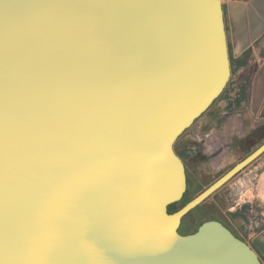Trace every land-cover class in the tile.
<instances>
[{
	"label": "water",
	"instance_id": "water-1",
	"mask_svg": "<svg viewBox=\"0 0 264 264\" xmlns=\"http://www.w3.org/2000/svg\"><path fill=\"white\" fill-rule=\"evenodd\" d=\"M230 76L221 0H0V264H262L172 212L174 149Z\"/></svg>",
	"mask_w": 264,
	"mask_h": 264
},
{
	"label": "crops",
	"instance_id": "crops-1",
	"mask_svg": "<svg viewBox=\"0 0 264 264\" xmlns=\"http://www.w3.org/2000/svg\"><path fill=\"white\" fill-rule=\"evenodd\" d=\"M221 5L229 79L174 143L189 181L186 201L264 144V0ZM206 202L220 206L226 225L245 215L248 244L264 264V147L198 205Z\"/></svg>",
	"mask_w": 264,
	"mask_h": 264
},
{
	"label": "rangeland",
	"instance_id": "rangeland-1",
	"mask_svg": "<svg viewBox=\"0 0 264 264\" xmlns=\"http://www.w3.org/2000/svg\"><path fill=\"white\" fill-rule=\"evenodd\" d=\"M205 206H207V208L209 207L210 210L205 211L203 208ZM219 210H220L219 205H215V204H211V203H207V202L202 203L198 206H195L188 213H186V215H184L182 217L178 231L179 232H185L189 228L191 229L193 227H196V225L199 222V221H197L198 219L199 220H202L204 218L206 219L207 215L210 211H212L214 213L215 211L217 212ZM209 214H211V213H209ZM236 218L232 219L231 221L226 220V223L234 231V234L237 237L244 240L246 243H250L249 234L251 232H244V228L246 227V225L248 223V221L245 219V215H243L242 217H238L239 218L238 220ZM195 220H196V222L194 223ZM236 222H237L238 226L236 225ZM235 228H237V229H235Z\"/></svg>",
	"mask_w": 264,
	"mask_h": 264
},
{
	"label": "trees",
	"instance_id": "trees-1",
	"mask_svg": "<svg viewBox=\"0 0 264 264\" xmlns=\"http://www.w3.org/2000/svg\"><path fill=\"white\" fill-rule=\"evenodd\" d=\"M188 180V179H187ZM187 197V194H186V192L182 195V197H181V199H179L178 201H175V202H172V203H170V204H168L167 205V210H168V212H172V211H174V210H176L177 208H179L182 204H184L185 202H187L186 201V198ZM188 213V212H187ZM186 215V214H185ZM197 221H199L198 222V224H200V222H201V220H197ZM197 224V225H198ZM197 225H196V227H193V228H189L188 230H186L185 232H193V231H195L196 230V228H197Z\"/></svg>",
	"mask_w": 264,
	"mask_h": 264
},
{
	"label": "flooded vegetation",
	"instance_id": "flooded-vegetation-1",
	"mask_svg": "<svg viewBox=\"0 0 264 264\" xmlns=\"http://www.w3.org/2000/svg\"><path fill=\"white\" fill-rule=\"evenodd\" d=\"M188 188H189V181L187 180V187H186V190H185V192H186V194H187V191H188ZM184 192V193H185ZM198 206V205H197ZM204 208V210L205 211H209L210 209H209V207L207 208V206H205V207H203ZM209 213H211V214H209ZM208 213V215H207V218L206 219H202L201 220V222H203L204 220H207V219H216V220H219L221 223H223L226 227H228L229 228V226L228 225H226L225 223H224V221L223 220H220V219H218V217H219V215L216 213V211L213 213L212 211H210ZM210 216H212V217H210ZM196 222V220L194 221V223ZM200 222V223H201ZM199 225V224H198ZM198 225H197V227H198ZM230 230H231V232L234 234V232H233V230L231 229V228H229ZM180 233H190V232H180Z\"/></svg>",
	"mask_w": 264,
	"mask_h": 264
}]
</instances>
